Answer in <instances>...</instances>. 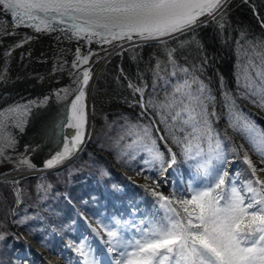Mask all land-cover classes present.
<instances>
[{"label":"snow or ice","instance_id":"1","mask_svg":"<svg viewBox=\"0 0 264 264\" xmlns=\"http://www.w3.org/2000/svg\"><path fill=\"white\" fill-rule=\"evenodd\" d=\"M227 3L228 0H0V17L9 20L10 29L60 31L85 42V50L77 47L71 63L74 87L56 93L57 99L65 102L63 118L45 128V134L63 147L62 152L45 161L46 169L78 151L88 135L87 97L93 80L92 58L97 55L91 45L123 48L124 44L136 47L138 42H155L166 49L172 66L168 75L184 77L172 84L173 91L159 103L146 98V85L129 82L134 97L130 106H138L145 117L150 109L158 108L155 115L159 120L149 125L126 120L116 144L120 147V141H126L121 155L142 165L138 174L167 173L176 164L179 151L186 159L199 158L190 168L195 167L201 179L190 184L180 196L157 191L159 182L153 180L156 187L146 189L154 198L152 210L139 213L132 209L127 222L116 218H106L109 223L100 221L104 235L97 229L92 232L104 247L97 251L82 239L74 249L80 257L77 264H264V167H257L242 145L229 147L215 132L212 118L217 113L209 110L215 97L194 72L177 67L176 49L168 48L169 43L183 46L182 37L209 20L215 21ZM5 34L15 32L5 29ZM250 47L255 51L257 46ZM259 47L264 49V42ZM12 50L5 55L11 56ZM259 59V65L248 59L241 87L253 103L264 107V52ZM159 72L158 61L156 75L165 85L171 84ZM225 97L228 99L227 93ZM48 99L0 108V157L14 148V130L24 131L25 117L32 108L47 105ZM226 106L231 118L229 126L244 135L264 165V130L240 113L234 100ZM156 123L164 125L166 135H154V129L161 131L155 128ZM202 141L208 144L207 153L200 147ZM226 148L247 166V179L239 181V174L230 175L225 168L230 163ZM19 163L35 168L27 158ZM17 203L22 201L18 199ZM28 219L25 216L15 222L24 224ZM3 238L0 233V240Z\"/></svg>","mask_w":264,"mask_h":264},{"label":"trees","instance_id":"2","mask_svg":"<svg viewBox=\"0 0 264 264\" xmlns=\"http://www.w3.org/2000/svg\"><path fill=\"white\" fill-rule=\"evenodd\" d=\"M181 39L184 41L183 46L169 43L168 48L176 49L174 57L177 67H186L194 72L215 97L214 104L209 106L210 111L217 113V117L212 118L215 132L229 147L242 145L257 166L264 167L258 154L253 149L251 152L246 149L243 142H246L247 147L250 146L244 135L229 126L231 118L226 106L234 100L239 112L264 130V107L253 103L241 87L246 77L244 68L248 59H254L259 65V55L264 52L259 47L264 42V0H228L223 14L215 21L209 20ZM250 45H256V50L253 51ZM158 61L159 76L169 79L171 84L165 85L163 79L156 75ZM101 66L92 85L91 126L84 146L65 165L41 174L35 173L20 181L25 192L12 222L8 217L14 208H11L13 193L7 183L0 182V233L4 235L0 240V264H14L16 254L26 253L28 244L19 231L28 233L47 248L57 246L59 234L78 240L83 232V221L75 205L98 222L106 223V218H113L120 212V208L113 204L115 199L136 203L131 209L125 207L129 211L142 207L148 210L153 203L154 198L149 190L142 200L137 199L140 191L147 188L146 184L134 182L129 175L115 167L135 172H140L142 167L138 161L121 155L126 141H120V147L116 144L124 122L127 120L149 125L151 118L153 121L159 120V116L155 115L158 108L150 109L149 115L145 117L138 106H130L134 97L128 84L146 85V98L159 103L173 91L172 84L184 77L168 75L172 66L168 63L166 49L151 41L139 42L136 47L129 45L121 53L107 58ZM155 126L161 129V135L167 134L163 124L156 123ZM154 135L157 136L155 129ZM200 145L202 148L208 147L206 141L200 142ZM102 151L111 153L113 161H109ZM174 151L177 149L174 148ZM226 155L227 158L233 157L245 176L249 177L247 166L239 156L228 148ZM177 157L186 161L179 151ZM179 160L176 163H180ZM185 171L196 173L195 167L190 168V165L185 166ZM155 172L146 171L142 174L154 178ZM83 178L87 181L86 185L81 181ZM48 183L51 186L44 195L40 188ZM125 183L128 186L122 192L119 191ZM173 188L174 193L180 196L179 189ZM84 198L87 201H83ZM103 199L106 203L100 206ZM25 216L29 217L26 223L15 222Z\"/></svg>","mask_w":264,"mask_h":264},{"label":"bare ground","instance_id":"3","mask_svg":"<svg viewBox=\"0 0 264 264\" xmlns=\"http://www.w3.org/2000/svg\"><path fill=\"white\" fill-rule=\"evenodd\" d=\"M5 29L14 31L15 35H6ZM28 37L30 36L22 31L10 29L4 17H0V77H2L0 79V108L7 109L32 100L39 102L45 97L49 98L47 105L34 106L31 113L25 117L23 132L14 130L16 140L14 148L8 150L4 157H0L1 160L8 159L7 162L20 161L38 147L39 149L43 146L51 147L52 138L45 134V128L53 122L57 123L65 109V102L57 99L56 93L61 89L74 87L71 63L74 60L75 49L80 47L85 50V45L78 42L60 44L54 38L39 37L36 39L33 36L28 39ZM24 41L27 42L23 43L22 47H15L16 44ZM9 49H13L12 54L6 56L5 52ZM123 49L114 45L93 49L97 52V55L92 58L95 61L92 63L93 73L96 69V73L101 69L100 63L106 56H114ZM89 91L90 88L88 89V104ZM90 126L91 121L89 120L88 130ZM36 154L40 156V159ZM42 158L43 154L35 153L28 160L35 167H41L45 162ZM10 167L8 165L6 167L8 172L0 177L10 182L19 181L22 176L21 171L11 170ZM96 243V248L101 249V244L98 241ZM34 251L37 254L38 251ZM63 262L59 257L58 259L53 258L49 264H63Z\"/></svg>","mask_w":264,"mask_h":264},{"label":"rangeland","instance_id":"4","mask_svg":"<svg viewBox=\"0 0 264 264\" xmlns=\"http://www.w3.org/2000/svg\"><path fill=\"white\" fill-rule=\"evenodd\" d=\"M139 43V42H138ZM127 46H129V44H125V46L123 48H127ZM121 53V52H120ZM119 54V53H118ZM110 57V56H109ZM107 57V58H109ZM106 58V59H107ZM105 59V60H106ZM105 61H103L104 63ZM102 63V64H103ZM101 64V65H102ZM119 71L121 72V69L119 68ZM92 88V87H91ZM149 115V113H148ZM90 120H91V116H90ZM153 121V119L151 118V122ZM156 128V126H155ZM73 131V130H70V132ZM157 136L160 135V132H156ZM246 142H243V144L245 145L246 149L248 150V152H251L252 148L250 147H247V145L245 144ZM195 146V145H193ZM201 147V145H200ZM202 148V147H201ZM204 150L205 153L208 152V147H205V148H202ZM195 147H193V156H194V153H195ZM62 152L63 151V147L62 145H60V148L55 150L54 153H51L50 155H43V160H48V159H51L53 156L56 155L57 152ZM103 153H105V155L108 157L109 161H113V156L111 153H108L106 151H102ZM37 155V154H36ZM39 156V155H37ZM74 157L71 155L70 157H68L67 159H65L62 163L58 164L57 166L53 167V168H49V169H46L44 168L43 166L41 167H35L34 169H29L26 165L22 164V163H19V161H11V162H0V176L2 174H5L6 172H8V169L6 168L8 165L11 166V170L14 169L15 171H24V175L21 176L19 178V183H16V182H10V181H7V180H0V182H5L7 183L9 186H10V189L12 190V193H13V206L11 208V213L9 214V217H8V220L10 222H12L14 219H13V212L16 214V208L17 207H20L22 203H17V200L19 199L20 201H23L22 200V194L25 192L24 189H22V185L20 184V181L23 180V178L27 177V176H30L29 174H34L35 172L36 173H42V172H45L46 170H50V169H55L57 167H61L63 165H65L67 162H69L70 160H72ZM229 158H233V157H229ZM39 159H40V156H39ZM177 159L180 161V163H176L172 169H169L168 170V173H161L159 171L155 172V175H154V178H151V179H146V177L148 176H145L144 174L140 173L138 174L139 172H135V171H129V170H126L125 168H119L117 166L116 169L117 170H120V171H124L126 174H129L130 175V179L133 180L134 182H141L143 183H146L147 184V188L146 189H151V188H155L156 185L153 183V180L155 181H158L159 182V188H157V191H161L163 192L165 195H170L168 194L171 190H174L173 187H171V177H172V173H175L173 170H174V167L175 170H178V169H183L185 168L186 165H195L197 160L199 158H193V160H189V159H186V161L184 159H181V158H178ZM255 163V161H253ZM10 163V164H9ZM45 163V162H44ZM256 164V163H255ZM238 165V164H237ZM257 165V164H256ZM259 167V166H257ZM226 168V167H225ZM228 169V168H227ZM230 170V175H233L235 176L236 174H239L238 176V180L239 181H243L245 179H247L248 177L245 176V173L243 172V170L239 167V165L237 167H232L229 169ZM194 174V173H193ZM88 176V175H87ZM196 179V180H195ZM201 179V177L197 176L196 173L193 175V180L197 181ZM83 182L84 185H86L87 181L85 178H83V180H81ZM192 184V183H191ZM40 186V185H39ZM51 185L48 183L45 187L43 188H40L42 191H43V194L46 195L48 192H49V188ZM128 186L126 183L123 184V186L119 189V191H122L125 189V187ZM39 189V188H38ZM145 188L143 190L140 191V196L137 198L138 200H141L144 198L145 194L147 193V190ZM57 190V189H56ZM55 190V191H56ZM179 192L180 193H183L181 192V190L179 189ZM89 195V194H87ZM178 196V195H177ZM136 199V200H137ZM83 201H87V198H84ZM105 203V202H104ZM103 203V204H104ZM118 204V203H117ZM152 206V205H151ZM144 207H142L141 209H143ZM78 211H80L81 215H82V218L81 220L83 221V224H82V236L80 238H78L77 240V243L80 242L82 239H86L87 240V244L90 245L93 249H96V237L94 236L93 232H92V227L94 229H97L98 231H100V233H104L101 229H100V226L96 224V221L95 219H93L92 217L89 218L88 215H86V213L83 211V209H81L80 207L77 206L76 208ZM110 219V218H109ZM109 219L106 220V223H109ZM116 219H122L117 217ZM126 221H129L130 219V216H126L125 217ZM124 221V220H122ZM21 237L25 240V242L28 244V249L26 250V253H18L15 255V258H14V264H47L46 262H51V260L54 258L58 259L59 257H61V259L64 261L63 264H76L75 262V257L74 258H68V257H65L62 256V255H55V254H50V256L43 251L44 249L42 248L41 244L39 242H36V240L34 238H32L28 233L24 232V231H19ZM84 233V234H83ZM28 236H30L28 238ZM100 240V239H99ZM51 249V248H50ZM38 251L37 254L35 253V251ZM65 251V248L64 246H62L61 242L58 243L57 247H54L53 251ZM97 251L99 250L96 249ZM68 258V259H67ZM70 261V262H69Z\"/></svg>","mask_w":264,"mask_h":264},{"label":"water","instance_id":"5","mask_svg":"<svg viewBox=\"0 0 264 264\" xmlns=\"http://www.w3.org/2000/svg\"><path fill=\"white\" fill-rule=\"evenodd\" d=\"M5 19V21L7 22V26H9L10 27V22H9V20L7 19V18H4ZM14 30H16V31H22V33H26L28 36H30V37H36V39H38L39 37H45V38H48L49 37V39L50 38H54L55 40H58V42L60 43V44H69V43H71L72 44V42H78V43H81V44H84L85 45V42H83V41H78L77 39H75V38H72V37H70V35L69 34H67V33H64V32H60V31H56V32H35L33 29H31V28H27V27H20V28H16V29H14ZM101 46H99V45H96V44H93V45H91V48L92 49H95V48H100ZM102 47H105V45L104 46H102ZM109 56H111V55H108V56H106L105 57V59L107 58V57H109ZM105 59H103L102 60V62L100 63V65L103 63V61H105ZM96 71H97V69L95 70V72L93 73V80L90 82V91H89V94L91 95V91H92V85H93V82H94V79H95V74H96ZM90 95H89V120H90V114H91V110H90V103H91V99H90ZM64 113H65V109H64ZM64 113H63V115H64ZM63 118V116L59 119V121L61 120ZM59 121H57V123L59 122ZM89 131V130H88ZM65 132H70V130L69 129H65ZM88 134H89V132H88ZM88 136V135H87ZM86 139H87V137H86ZM85 139V140H86ZM85 143H83L82 145H81V147H80V149L82 148V146L84 145ZM50 145H51V147L49 148V147H45V146H43V147H41L40 149H39V147L38 148H36L35 150H33V152L31 153V154H29V155H27V156H25L24 158H30V157H32V155L33 154H35V153H39V154H45V155H50L51 153H54L55 152V150H57V149H59L60 148V143L58 142V140H56V139H51V142H50ZM79 149V150H80ZM78 150V151H79ZM78 151H76L72 156L73 157H75L76 155H77V152ZM24 158H22V159H24ZM21 159V160H22ZM7 162L8 161V159H5V160H1V158H0V162ZM43 161V160H42ZM43 165H44V163H43ZM25 173H24V171H21V175L23 176ZM1 178V177H0ZM0 180H6V179H4V178H1Z\"/></svg>","mask_w":264,"mask_h":264}]
</instances>
